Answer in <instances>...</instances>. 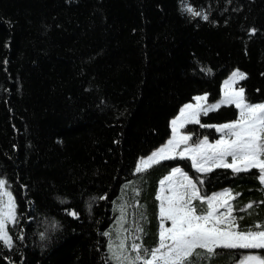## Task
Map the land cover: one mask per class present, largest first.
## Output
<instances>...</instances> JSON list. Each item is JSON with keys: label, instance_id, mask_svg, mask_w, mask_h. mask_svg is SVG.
<instances>
[{"label": "trees", "instance_id": "trees-1", "mask_svg": "<svg viewBox=\"0 0 264 264\" xmlns=\"http://www.w3.org/2000/svg\"><path fill=\"white\" fill-rule=\"evenodd\" d=\"M233 70L247 76L237 85L247 100L264 102V0H0V179L17 215L0 264H111L103 233L123 197L133 231L143 229L138 243L154 247L157 190L175 167L204 180L202 195L238 194L240 230L264 225L255 169L202 175L175 159L135 173L170 138L179 109L196 95L216 102ZM236 118L228 106L200 121ZM185 130L193 141L219 137ZM216 253L198 264H239L264 249Z\"/></svg>", "mask_w": 264, "mask_h": 264}, {"label": "snow or ice", "instance_id": "snow-or-ice-1", "mask_svg": "<svg viewBox=\"0 0 264 264\" xmlns=\"http://www.w3.org/2000/svg\"><path fill=\"white\" fill-rule=\"evenodd\" d=\"M185 11L208 19L192 7H186ZM246 78L245 73L233 71L224 81L222 96L216 102L209 103L208 95L203 94L193 97L195 103L182 106L179 114L171 120V138L146 158H141L135 166V173H143L162 161L187 159L195 172L202 175L217 168L230 169L234 174L255 169L259 183L264 185V102H249L245 89L236 87ZM228 106L238 110L236 119L218 125L201 123V115L207 116ZM189 124L214 128L220 137L210 141L204 136L193 141L191 132L181 131ZM203 184V179H193L180 167L173 168L160 181L156 196L159 201L158 241L152 248L137 243L140 236L136 234L143 232L141 227L134 229L135 234L123 227L127 221L126 204H122L118 209L117 227L113 229L116 239H112L111 232L103 233L109 237L107 250L111 264H198L217 254V249H264V225L257 223L248 230L239 228L232 203L238 194L226 190L202 195L198 185ZM246 207L250 209L253 205L249 203ZM68 214L78 218L74 211ZM16 222L15 200L7 190L6 180L0 179V243L9 249L13 247V238L8 226ZM169 222L170 226H166ZM23 238V235L19 237ZM239 264H264V256L245 255Z\"/></svg>", "mask_w": 264, "mask_h": 264}, {"label": "rangeland", "instance_id": "rangeland-1", "mask_svg": "<svg viewBox=\"0 0 264 264\" xmlns=\"http://www.w3.org/2000/svg\"><path fill=\"white\" fill-rule=\"evenodd\" d=\"M233 71H236V70H233ZM232 71V72H233ZM231 72V73H232ZM241 72V71H240ZM230 73V74H231ZM230 74L223 80V82H222V85H221V91H220V97L222 96V89H223V84H224V81L226 80V79H228L229 78V76H230ZM240 82V81H239ZM238 85V84H237ZM236 85V87H238ZM203 95V94H202ZM209 102V101H208ZM188 103H195V101L192 99V101L191 102H188ZM210 103V102H209ZM187 104V103H186ZM185 105V104H184ZM183 105V106H184ZM181 109V108H180ZM179 109V110H180ZM179 114V112L177 113V115ZM176 115V116H177ZM175 116V117H176ZM202 116V115H201ZM174 117V118H175ZM237 117H238V110H237ZM230 122V121H229ZM170 128H171V121H170ZM186 128V127H185ZM185 128L184 129H182L181 131L182 132H184V133H186L187 131L185 130ZM215 130V129H214ZM219 134V133H218ZM219 137H220V134H219ZM218 137V138H219ZM170 138H171V134H170ZM169 138V139H170ZM217 138V139H218ZM167 142V141H166ZM144 158H146V157H144ZM169 175V174H168ZM165 178V177H164ZM163 178V179H164ZM162 179V180H163ZM159 188H160V183H159V187H158V190H157V195H158V193H159ZM226 190H228V189H223V190H220V191H217V192H215V193H219V192H221V191H226ZM215 193H213V194H215ZM210 195H212V194H210ZM122 204H126V223L123 225V227L125 228V229H128V230H130V231H132L133 232V234H135L134 233V231H133V226L131 225V223H130V220H129V211H128V202H127V199L125 198V197H123L122 198V200H121V202L118 204V205H116V207H115V210H116V212H117V215H116V217H115V220H114V222H113V224L111 225V227H110V229H109V231L108 232H111L112 233V239H116V234H115V232L113 231V229H115L116 227H117V221L119 220V218H120V211L118 210L119 209V207L122 205ZM158 220H159V201H158ZM11 225V224H10ZM9 225V226H10ZM166 226H170V222H169V224H166ZM126 235H127V233H126ZM108 240H109V237H107V243H108ZM131 241H129V243H130ZM137 243H138V241H137ZM246 250V249H245ZM247 250H254V249H247ZM109 254V253H108Z\"/></svg>", "mask_w": 264, "mask_h": 264}]
</instances>
